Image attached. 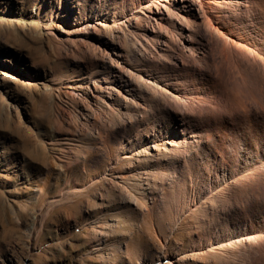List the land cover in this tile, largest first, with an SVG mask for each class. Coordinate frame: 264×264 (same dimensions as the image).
<instances>
[{
    "label": "rangeland",
    "instance_id": "rangeland-1",
    "mask_svg": "<svg viewBox=\"0 0 264 264\" xmlns=\"http://www.w3.org/2000/svg\"><path fill=\"white\" fill-rule=\"evenodd\" d=\"M261 1L0 0V264H264Z\"/></svg>",
    "mask_w": 264,
    "mask_h": 264
},
{
    "label": "bare ground",
    "instance_id": "bare-ground-1",
    "mask_svg": "<svg viewBox=\"0 0 264 264\" xmlns=\"http://www.w3.org/2000/svg\"><path fill=\"white\" fill-rule=\"evenodd\" d=\"M262 1H264V0H262ZM262 1H261V2H262ZM192 5H193V3H189V4L185 3V4H184V6H186V7L188 8L187 10H189V11H191V10L194 9ZM149 147H151V146H149ZM128 155H129V154H128ZM130 155H131V154H130ZM130 155H129V156H130ZM149 156L153 157V153H152L151 151L149 152ZM127 157H128V156H127ZM130 157H132V155H131Z\"/></svg>",
    "mask_w": 264,
    "mask_h": 264
}]
</instances>
